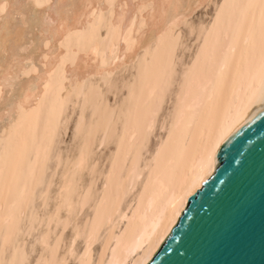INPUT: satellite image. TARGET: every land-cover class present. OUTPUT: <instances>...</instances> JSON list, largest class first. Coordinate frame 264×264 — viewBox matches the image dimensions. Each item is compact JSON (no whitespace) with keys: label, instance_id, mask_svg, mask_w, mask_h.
<instances>
[{"label":"snow or ice","instance_id":"obj_1","mask_svg":"<svg viewBox=\"0 0 264 264\" xmlns=\"http://www.w3.org/2000/svg\"><path fill=\"white\" fill-rule=\"evenodd\" d=\"M100 7L88 0H5L0 3V15L13 11L11 25L6 24L0 30L3 33L0 41V54L3 57V69H0V118L7 124L6 137L0 139V264H32L21 253L19 237L27 224L33 226L29 229L31 232L35 230V224L43 223L35 206V190L43 187L46 166L54 154L58 136L66 141L60 148L68 152L73 175L75 170L81 175L87 170L97 140L101 148L108 140L107 131L104 138L99 139V130L87 124L82 110L72 138L68 141L67 133L62 128V122L70 123L65 119V103L50 99L49 93L54 78H58V84L66 83L69 77L78 81L81 74L90 78L92 69L87 58L92 48L91 42L74 41L73 38L88 32L94 34ZM138 7L141 10L146 7L155 9L156 5ZM164 7L175 9V18H170L165 12L160 16L154 14L151 24L142 19L145 33L141 50L150 51L152 43H158V34H171L167 53L161 61L164 82L169 88L175 81H181L183 86L190 81L193 69L201 59H211L215 50L209 49L208 39L205 38L196 53V60L181 69L173 53L181 49L184 37L177 33L176 24L182 12L183 19L188 21L193 9L190 5L185 8L179 2ZM213 7L212 27L207 29L199 25L201 33L206 30L217 33L218 40L220 35L227 38L229 33L236 42L242 38L239 60L233 57L236 74H242V69L254 73L259 77L261 88L258 92L252 91L246 102L223 120H215L209 110L207 136L202 134L198 140L190 142L187 132L182 133L178 147L166 166L159 165L160 153L157 151V167L149 172V183H152L155 174L159 192L164 196V212L160 223L154 226L146 241L141 237L128 249V254L136 257L133 264H155L161 245L169 236L177 242L174 247L169 244L164 249L166 256L159 264H264V137L246 147L241 146L246 142L231 141L241 117L245 118L246 123V117L251 112L264 113V0H223L214 6L210 2L207 7L204 3L195 6L196 9L205 10ZM108 8L114 10L115 4L110 2ZM127 8V4L121 5L122 10ZM110 15L115 19L114 11ZM100 17H104L103 12ZM85 19L89 24L82 28ZM123 20L122 12L121 23ZM187 27L194 35L197 30L194 18ZM135 50L134 42L126 47L125 59L129 53L135 54ZM230 50L235 53L236 47L230 46ZM80 56L85 57L82 63L78 60ZM113 63L115 71H119L118 55ZM69 64L72 66L71 72L68 70ZM149 71L142 69V80ZM33 76L36 77V84H43L42 97L33 93L32 83L26 84L23 80V77L31 79ZM218 83L222 86V82ZM149 88L154 93L155 90ZM141 94L143 111L138 102L135 113L129 108L128 113H121L119 119L113 115L116 137L120 140L117 155L124 142V137L119 135L121 122L127 130L134 117L141 134L152 130L153 125L148 117L155 113L154 104L151 98L144 100L143 87ZM132 95L130 92L129 98ZM35 101L40 102L39 109L32 107ZM180 115H183V110ZM173 119L175 121V116ZM261 123L264 124V121ZM41 124L43 136L38 138L36 129ZM175 130L174 122L173 130L169 131L170 141ZM192 151L198 157V166L191 173L184 172L177 181L175 177L180 165ZM33 152L35 162L32 160ZM76 152L79 154L73 160ZM107 188L105 184V190ZM63 191L62 188L61 193ZM29 207L33 213L31 217L28 216ZM62 210L63 205L58 199L57 214ZM72 244L75 245V239ZM37 245L41 246V250L37 251ZM115 251L113 249L114 256ZM33 255L36 257L34 264H68L67 260L59 258V246L50 247L46 236H37ZM80 264L90 262L82 260ZM109 264H128V261L114 258Z\"/></svg>","mask_w":264,"mask_h":264},{"label":"bare ground","instance_id":"obj_2","mask_svg":"<svg viewBox=\"0 0 264 264\" xmlns=\"http://www.w3.org/2000/svg\"><path fill=\"white\" fill-rule=\"evenodd\" d=\"M209 1L211 2V0H88L89 3L101 6L97 10L94 34L88 32L80 37H74L73 40L91 42L92 48L87 58L92 69L89 73L90 78L81 74L78 81L69 77L64 84H58V78H54L49 93L50 99L62 100L65 103L67 121L76 115L73 130L76 121L80 119L81 111L83 110L84 114L88 112L85 117L87 124L99 130V139H103L107 131L108 140L103 148H111L107 153H103L97 140L87 170L82 175L78 170H75L73 175L74 169L68 152L55 148L54 154L49 159L52 161L46 166L43 187L35 190L36 208L43 223L35 224V230L31 232L29 229L33 226L27 224L24 233L19 237L21 253L32 261V264L36 259L33 255V245L36 244L38 235L46 236L50 247L58 245L59 258L67 260L68 264H80L82 260L90 264H109L114 258L126 259L128 264H133L136 257L129 255L128 249L141 237L146 241L154 226L160 223L164 212V196L159 192L155 174L152 176V183H149V172L157 167V151L160 153L159 165L166 166L178 147L182 133L187 132L190 142L198 140L202 134L207 136L209 110L215 120H223L230 113H235L236 109L246 102L252 91L258 92L261 88L259 77L254 73L242 69V74H236L233 57L239 60L243 48L242 38L236 42L229 33L227 38L220 35L218 40L217 33H210L207 30L201 33L199 25L211 29L213 16L207 23H196L197 30L192 42L183 41L182 48L190 51L186 60L183 61L177 52L173 53L176 63L183 69L196 60V53L199 46L204 44L205 38L208 39L209 49L215 50L211 59H201L200 64L193 69L190 81L183 86L181 81H175L169 88L164 82V67L161 61L167 53L171 34L168 36L158 34V43H152L150 51L141 50L145 33L142 19L151 24L154 14L160 16L165 12H168L170 18H175V9L164 7L169 3L179 2L185 8L190 5L194 10L196 4H205ZM4 2L5 0H0V3ZM110 2L115 4L114 10L108 8ZM222 2L223 0L220 3ZM124 4H127L128 8L122 10L121 5ZM140 5H156V8L146 7L141 10L138 7ZM112 11L115 12V19L110 15ZM101 12L104 13L103 18L100 17ZM122 12L124 20L121 23ZM183 14L182 12L181 18L177 21L176 30L187 23L183 19ZM12 16V10H9L7 15H0V30L6 24L11 25ZM88 24V19H85L81 27H87ZM148 31L150 32L151 29L149 28ZM2 39L3 33L0 31V41ZM133 42L135 54L129 53L125 59L124 49ZM230 46L236 47L235 53L230 50ZM117 55L120 57L119 71H115L113 63ZM84 59V56L78 58L81 63ZM128 67L133 69V74L127 79L120 80L115 77L118 72ZM144 68L150 71L144 74L142 80L141 73ZM0 69H3L2 54H0ZM68 70L71 72V64L68 65ZM113 72L115 74L111 75ZM23 80L26 84L34 85L32 91L36 96H43V84H36L35 76L31 79L23 77ZM218 82H222V86ZM149 86L155 90L154 93L150 92ZM142 87L145 90L144 100L151 98L155 108V113L148 117L153 125L152 130L141 134L136 127L134 117L129 122L127 130L121 122L119 135L124 137V142L117 155L120 140L116 137L113 115L115 114L119 119L121 113H128L129 108L135 113L138 102L143 111ZM130 92L133 93L131 98H129ZM111 93L114 98L110 102L108 94ZM167 101L170 102L169 109L164 112V104ZM111 106L112 112L109 114L108 109ZM32 107L39 109L40 102H33ZM181 110L183 115H180ZM244 120L245 118L241 117L238 126ZM174 122L175 135L170 141L169 131L173 130ZM68 124L62 122L64 131ZM6 127L7 124L0 118V139L6 137ZM155 131L158 134L151 142ZM36 134L38 138L43 136V124L36 129ZM83 135H86V132L82 134V139ZM58 142H60L59 136L57 144ZM98 151L101 153L98 154ZM78 154L76 152L72 159L74 160ZM41 157L43 159V153ZM32 160L33 162L36 160L34 152ZM197 166L198 157L195 151L189 152L182 161L175 179L179 181L184 172L191 173ZM39 174L37 170V175ZM105 184L108 185L107 190ZM20 187L23 189V183ZM62 188L63 193H61ZM58 199L63 205V210L59 214L56 212ZM32 215V209L29 207L28 216ZM113 249L116 250L115 256ZM39 250L41 246L37 245V251Z\"/></svg>","mask_w":264,"mask_h":264},{"label":"rangeland","instance_id":"obj_3","mask_svg":"<svg viewBox=\"0 0 264 264\" xmlns=\"http://www.w3.org/2000/svg\"><path fill=\"white\" fill-rule=\"evenodd\" d=\"M210 2V1H209ZM209 2H207V3H205V7H207V4L209 3ZM221 2V0H211V4L214 6V4H217V3H220ZM212 11H213V13H212ZM214 11H215V7L214 8H211V9H208V10H205V9H194L193 10V12H192V14L190 15L191 17H189V20L187 21V23H185V24H183V25H181L176 31H178L177 33L178 34H181L183 37H184V40L185 41H187L188 43H190V42H192L193 40H194V37H195V34L193 35L191 32H190V30H189V28L187 27V25H190L192 22H193V18H194V20H195V23H207V22H209L210 21V17H212L213 15H214ZM180 32V33H179ZM184 45V44H183ZM177 53H178V55L179 56H181L182 57V60L184 61V60H186L187 59V57H188V55H189V53H190V51L188 50V49H184V48H182L181 47V49H179L178 51H177ZM131 74H133V69H131V68H126V69H124V70H122V71H120V72H118L116 75H115V77L116 78H118V79H122V80H124V79H127L128 77H129V75H131ZM113 94L111 93V94H108V100L111 102L112 100H113ZM169 104H170V102L169 101H167V103H165L164 104V112H166L168 109H169ZM111 112H112V106L111 107H109V109H108V113L109 114H111ZM87 114H88V112H85V117L87 116ZM75 119H76V115H73L72 116V118H71V120H70V123L68 124V126H67V128H66V130H65V132L67 133V138H68V141H70L71 140V138H72V131H73V126H74V123H75ZM156 134H158L157 133V131H155V133H154V136H153V138H152V140H151V142H153L154 141V138H155V136H156ZM60 143V144H59ZM64 143H66V141L65 140H63V139H61L60 138V142H58V144H57V146H56V149L58 150V149H61L60 148V145L61 144H64ZM111 148V147H110ZM110 148H108V149H110ZM103 150H101L103 153H107L108 152V149L106 148H102ZM62 150V149H61ZM64 151V150H63ZM101 151L99 152L98 151V154L99 153H101ZM51 161H52V159L51 160H49V162L51 163ZM99 184V183H98ZM38 189H40V188H38ZM37 189V190H38ZM36 205H37V201H36ZM35 205V206H36Z\"/></svg>","mask_w":264,"mask_h":264},{"label":"water","instance_id":"obj_4","mask_svg":"<svg viewBox=\"0 0 264 264\" xmlns=\"http://www.w3.org/2000/svg\"><path fill=\"white\" fill-rule=\"evenodd\" d=\"M264 121V113L253 112L248 118L247 122L241 123L237 130L234 132L231 137L232 142H246L242 143V147H246L247 144L255 143L261 137H264V124L261 123ZM175 231V230H174ZM177 241L173 240L171 236L164 241L161 245V250L159 254L155 257V264H159L160 260L164 259L166 256L165 248H168V245L171 244L173 247ZM171 250L170 248L168 249Z\"/></svg>","mask_w":264,"mask_h":264}]
</instances>
